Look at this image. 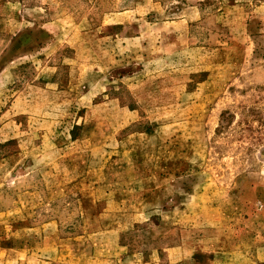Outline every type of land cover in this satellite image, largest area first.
Returning <instances> with one entry per match:
<instances>
[{
	"label": "rangeland",
	"instance_id": "rangeland-1",
	"mask_svg": "<svg viewBox=\"0 0 264 264\" xmlns=\"http://www.w3.org/2000/svg\"><path fill=\"white\" fill-rule=\"evenodd\" d=\"M0 264H264V0H0Z\"/></svg>",
	"mask_w": 264,
	"mask_h": 264
}]
</instances>
